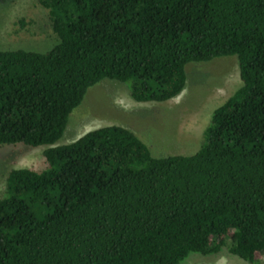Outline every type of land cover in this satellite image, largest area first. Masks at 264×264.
<instances>
[{"label": "trees", "instance_id": "trees-1", "mask_svg": "<svg viewBox=\"0 0 264 264\" xmlns=\"http://www.w3.org/2000/svg\"><path fill=\"white\" fill-rule=\"evenodd\" d=\"M56 42L0 51V146H43L10 170L0 264H179L222 247L264 263V0H34ZM235 57L240 86L191 155L152 157L106 126L55 145L102 80L136 103L179 95L185 67Z\"/></svg>", "mask_w": 264, "mask_h": 264}, {"label": "rangeland", "instance_id": "rangeland-1", "mask_svg": "<svg viewBox=\"0 0 264 264\" xmlns=\"http://www.w3.org/2000/svg\"><path fill=\"white\" fill-rule=\"evenodd\" d=\"M55 42L46 10L34 0H0V51L44 53ZM239 86L235 57L188 64L182 91L163 103H136L123 84L102 80L89 88L71 111L55 145L68 144L97 128L119 126L133 133L152 157L191 155L201 144L210 113ZM44 149L21 144L0 146V195L10 170L43 168ZM179 264L247 263L222 247L214 255L188 254Z\"/></svg>", "mask_w": 264, "mask_h": 264}]
</instances>
